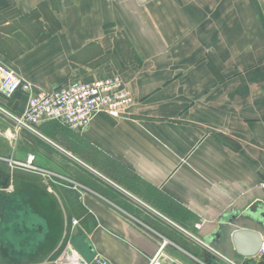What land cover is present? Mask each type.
Returning <instances> with one entry per match:
<instances>
[{
    "label": "crops",
    "instance_id": "1",
    "mask_svg": "<svg viewBox=\"0 0 264 264\" xmlns=\"http://www.w3.org/2000/svg\"><path fill=\"white\" fill-rule=\"evenodd\" d=\"M0 62L43 90L119 74L134 98L83 131L0 113V157L78 184L0 160V264H148L161 246L217 264L212 236L264 216V0H0Z\"/></svg>",
    "mask_w": 264,
    "mask_h": 264
},
{
    "label": "built area",
    "instance_id": "2",
    "mask_svg": "<svg viewBox=\"0 0 264 264\" xmlns=\"http://www.w3.org/2000/svg\"><path fill=\"white\" fill-rule=\"evenodd\" d=\"M16 91L26 94L27 100L21 113H14L0 105V113L12 123L16 130H27L39 134L37 127L48 120H55L60 124L76 130L87 129L92 117L100 111L111 116L120 117L133 103L131 91L124 85L119 74L95 79L92 81L71 80L50 90H43L18 75L4 62H0V94L8 99ZM32 153L26 155L23 161H14L10 158L0 157L10 167H19L39 175L41 178L77 188L78 184L71 178L60 175L34 163ZM76 219L71 224H77ZM201 223H195L194 228L199 229ZM183 232L195 241H200L193 232ZM162 246L150 259L148 264H169L161 257ZM260 252L264 254V243ZM108 264L106 260L95 255L91 262L79 261V264Z\"/></svg>",
    "mask_w": 264,
    "mask_h": 264
},
{
    "label": "water",
    "instance_id": "3",
    "mask_svg": "<svg viewBox=\"0 0 264 264\" xmlns=\"http://www.w3.org/2000/svg\"><path fill=\"white\" fill-rule=\"evenodd\" d=\"M259 220L235 216L212 236L207 246L217 256L214 258L217 264L221 259L231 264H263L262 260L254 259L264 240V216Z\"/></svg>",
    "mask_w": 264,
    "mask_h": 264
}]
</instances>
